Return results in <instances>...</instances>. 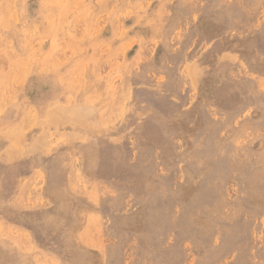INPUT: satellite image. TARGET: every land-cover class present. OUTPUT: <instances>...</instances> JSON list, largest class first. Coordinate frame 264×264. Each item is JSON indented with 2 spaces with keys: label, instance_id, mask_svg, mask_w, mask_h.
I'll use <instances>...</instances> for the list:
<instances>
[{
  "label": "rangeland",
  "instance_id": "obj_1",
  "mask_svg": "<svg viewBox=\"0 0 264 264\" xmlns=\"http://www.w3.org/2000/svg\"><path fill=\"white\" fill-rule=\"evenodd\" d=\"M110 167L184 170L264 264V0H0V264H102Z\"/></svg>",
  "mask_w": 264,
  "mask_h": 264
},
{
  "label": "crops",
  "instance_id": "obj_2",
  "mask_svg": "<svg viewBox=\"0 0 264 264\" xmlns=\"http://www.w3.org/2000/svg\"><path fill=\"white\" fill-rule=\"evenodd\" d=\"M187 177L182 169H103L102 264H192L196 260L198 264H211L215 261L214 257L220 253L214 249L217 227L200 224L207 219L206 211L191 204ZM209 219L216 218L210 215ZM195 242H202L211 251L191 250ZM232 257L233 254H225L213 264L225 263ZM247 257V264H257L252 249Z\"/></svg>",
  "mask_w": 264,
  "mask_h": 264
},
{
  "label": "bare ground",
  "instance_id": "obj_3",
  "mask_svg": "<svg viewBox=\"0 0 264 264\" xmlns=\"http://www.w3.org/2000/svg\"><path fill=\"white\" fill-rule=\"evenodd\" d=\"M187 66V65H186ZM181 70V69H180ZM181 75V74H180ZM189 76V75H188ZM43 109V108H42ZM34 111H36V109L34 110ZM47 116V115H46ZM72 124V123H71ZM73 125V124H72ZM89 126H91V125H89ZM97 126V125H96ZM88 128V127H87ZM92 128V127H91ZM17 130V129H16ZM19 130V129H18ZM17 132V131H16ZM93 134V133H92ZM16 137V136H15ZM17 138V137H16ZM15 140V139H14ZM13 140V141H14Z\"/></svg>",
  "mask_w": 264,
  "mask_h": 264
}]
</instances>
